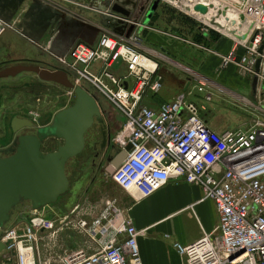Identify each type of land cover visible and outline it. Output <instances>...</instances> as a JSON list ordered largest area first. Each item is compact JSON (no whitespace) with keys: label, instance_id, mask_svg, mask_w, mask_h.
Returning a JSON list of instances; mask_svg holds the SVG:
<instances>
[{"label":"built area","instance_id":"2783aa9c","mask_svg":"<svg viewBox=\"0 0 264 264\" xmlns=\"http://www.w3.org/2000/svg\"><path fill=\"white\" fill-rule=\"evenodd\" d=\"M156 1L193 14L201 35L214 32L231 40L227 55L211 53L220 59L219 69L233 66L249 80L251 98L196 76L193 89L161 104L157 111L146 107L144 97L155 96L162 88L158 64L147 54L140 35L150 28L98 5L70 2L106 18L107 26H121L120 32L100 28L95 45L79 43L55 60L74 86L91 88L124 115L125 123L112 138L118 150L131 147L111 175L119 188L141 200L169 181L181 180L198 186L202 199L213 202L218 214L215 231L188 246L174 245L186 264H264V0ZM197 5L208 11H194ZM8 30L15 28L0 19V37ZM195 91L201 94L197 102L190 100ZM215 91L249 114L242 128L215 131L208 126L205 115ZM105 214V225L102 219L91 227L77 223L96 242L90 255L75 251L42 259L39 242L45 238L46 222L34 216L22 228L5 233L0 264H143L137 246L140 233L131 220L114 205Z\"/></svg>","mask_w":264,"mask_h":264},{"label":"crops","instance_id":"0c3cea01","mask_svg":"<svg viewBox=\"0 0 264 264\" xmlns=\"http://www.w3.org/2000/svg\"><path fill=\"white\" fill-rule=\"evenodd\" d=\"M155 1L0 0V19L15 28V31L8 30L0 37V60L10 59L5 66L36 64L52 69L58 66L55 57L66 56L76 44L95 45L100 28L107 27L112 32H120L121 26H107L106 18L70 2L98 5L101 9L119 4L130 13L129 18L144 24L146 13ZM148 27L150 30L141 31L140 35L147 54L158 64L162 88L157 95L148 94L144 97L143 105L157 111L161 104L173 101L197 85L195 77L199 75L229 87L224 84L225 80L220 81L216 73L237 71L233 66L219 69L220 59L211 51L227 55L232 49L231 40L214 32L201 35L200 25L193 14L184 13L167 1L159 2ZM173 37L203 45L205 50ZM158 41H164L166 46L158 44ZM195 70L200 74L195 75ZM243 81L242 84L231 86H236V90L242 92L248 89V85L250 89L249 82L245 78ZM196 97L194 93L190 100ZM100 112L107 136L112 139L121 123L116 122L111 113L101 108ZM91 141L93 144L95 138ZM109 151L103 150L93 165L94 150H90L79 167L75 163L71 164L69 172L70 160L66 164L70 193L38 211H33L30 204L26 203L23 209L21 207L12 216L11 226L22 228L32 217L39 216L46 222L44 239L51 240L54 249H61L62 254L83 251L90 255L96 248V242L91 241L87 232L81 230L77 223L86 222L91 227L94 221L102 219V225H105V212L110 205H114L121 216L129 218L140 233L137 246L143 264H186L174 245L188 246L204 234L215 231L218 214L213 202L202 199V191L198 186L188 185L181 180H171L151 196L136 200L133 193L122 190L112 181L111 175L116 167L105 161ZM41 258L45 259L43 256Z\"/></svg>","mask_w":264,"mask_h":264},{"label":"water","instance_id":"95a60500","mask_svg":"<svg viewBox=\"0 0 264 264\" xmlns=\"http://www.w3.org/2000/svg\"><path fill=\"white\" fill-rule=\"evenodd\" d=\"M158 4V1L152 3L146 13L144 25L150 22ZM111 9L124 17L130 16L119 4H114ZM194 11L205 14L207 9L197 5ZM116 67L117 64L113 69ZM22 74H32L42 83L54 84L72 92L75 101L70 107L56 113L51 124L36 129L34 135L19 137L14 144L15 150L0 151V155L13 152L6 158L0 156V230L11 221L14 210L23 203H29L33 211H38L55 204L68 192L70 184L66 175V164L84 151L86 134L95 124L100 126L102 148L107 140L96 99L84 88L74 86L66 72L36 64H16L0 69V81L14 79ZM11 128L16 133L33 128V124L26 119L13 118ZM52 140L62 141L63 144L53 152L44 153L45 143H51ZM130 148L128 146L126 150H113L108 159L109 165L118 168ZM4 248V243L0 242V254ZM241 253L242 251L231 255L229 260Z\"/></svg>","mask_w":264,"mask_h":264},{"label":"rangeland","instance_id":"374dc122","mask_svg":"<svg viewBox=\"0 0 264 264\" xmlns=\"http://www.w3.org/2000/svg\"><path fill=\"white\" fill-rule=\"evenodd\" d=\"M163 42L158 41L157 43L166 46V43L164 42L165 44H163ZM169 48L172 47H168V49ZM9 60L10 59L8 58H6L5 61L3 59L0 60V69L3 68L6 64H9ZM52 69L62 70L63 67L58 65L52 67ZM122 69L123 66L121 67L120 72L122 71ZM120 72L117 71L114 72V74L118 75ZM193 72L195 75H198L199 73L196 70ZM216 75L220 76V81L225 80L224 84L228 85L233 89L225 85L222 87L231 90L239 95L249 96V98H251L250 89L248 87L249 85L247 86L248 89L244 92H242L241 90H236V86H231L232 84H242V82H245L243 81L245 76H242L244 78L240 79V75L238 76L237 73H234L232 71L224 74H222V72H218L216 73ZM208 78L210 77L208 76ZM245 79L247 80V78ZM247 81L249 82V80ZM37 82L40 81H38L37 77H34V75L32 74H22L14 79L0 81V134L4 135V138L0 139V146L9 144L10 142H12L13 137L18 136L19 132L16 134H11L10 132V122L13 118L26 117L31 119L34 122L35 128L32 130L24 129L22 133L28 131L36 132V128L38 129L51 124L52 119L56 113L73 105L75 101V96L73 93L68 92L59 86L45 85V83ZM31 86H36L37 89L35 88L32 90ZM83 88L96 99L98 105L102 110L111 113V115L115 117L116 122L121 123V125L125 123L124 115L119 110H117L112 104H110L104 97L97 95L91 88L85 86ZM190 89L193 88L191 87ZM32 91L34 95H37V98H33L31 96ZM195 95H197V97L194 98V101L197 102L201 99V94L195 91ZM228 100L229 99L227 97H223L222 92L215 91V97L213 98L211 104L208 106L205 115V120L208 122V126L211 129L218 131L238 129L242 128L244 124L249 121V114L246 113L242 108L235 107L230 102H228ZM98 131L99 125L95 124L92 129L86 134L87 144L85 146V149L79 156H77L75 159H72L70 164H68L69 172L71 164L75 163V166L78 165L77 167H79V165L82 163V160L88 157V155L90 154L89 152L92 138L98 137L99 139ZM61 145L62 142L59 140H56L54 143H45L43 147V152H53L58 146ZM69 191L70 190H68V192L64 196H67L70 193ZM24 205H26V203H23L22 205L18 206L14 210L12 216L17 213V211H19L21 207L23 209ZM11 222L12 219L0 230V241L4 237L5 233L9 229L13 228V226H11ZM39 252L41 257L43 256V258H48L53 255H59V253H61V249H54L51 240L44 239L39 244Z\"/></svg>","mask_w":264,"mask_h":264},{"label":"flooded vegetation","instance_id":"af4514ba","mask_svg":"<svg viewBox=\"0 0 264 264\" xmlns=\"http://www.w3.org/2000/svg\"><path fill=\"white\" fill-rule=\"evenodd\" d=\"M35 77V76H34ZM39 81V80H38ZM47 84V83H46ZM52 85H54V84H52ZM31 88H32V90L33 89H37V87L36 86H31ZM34 91H36V90H34ZM31 96L33 97V98H37V95H34V93H33V91L31 92ZM37 100V99H36ZM15 118H19V119H26V120H28V121H30L32 124H33V128H29V129H25V130H32V129H34L35 128V125H34V122L31 120V119H29V118H26V117H15ZM47 126V125H46ZM45 127V126H44ZM37 129V128H36ZM24 130V129H23ZM23 130H20V131H18V132H16V133H18V136H15V137H13V140H12V142H10L9 144H7V145H2V146H0V151H4V150H15L16 149V147H15V143H17V140H18V138L19 137H21V136H26V135H34L35 134V132H25V133H22V131ZM10 132H11V134H16V133H14L13 131H12V128H11V122H10ZM99 132V139H98V137L97 138H95V141L93 142V144H91V146H90V150H94V152H93V156H92V161H93V165H95V162L99 159V157H100V155H101V153H103V150H110L109 152H108V155L106 156V158H105V161H107L108 162V159L110 158V156H112V154H113V150H117L116 148H115V146H113L111 143H110V141H109V138H108V136H107V140H106V144H105V146L102 148L101 146H102V136H101V132H100V130L98 131ZM3 139L4 138V135L3 134H0V139ZM56 140H52V143H54ZM1 142V141H0ZM62 142V141H61ZM62 144H63V142H62ZM87 144V143H86ZM59 147V146H58ZM57 147V148H58ZM57 148H56V150H57ZM13 154V152L11 151V152H8L7 154H1L0 156L2 157V158H6V157H9V156H11Z\"/></svg>","mask_w":264,"mask_h":264}]
</instances>
